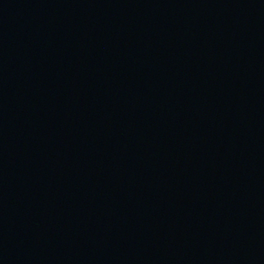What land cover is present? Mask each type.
Instances as JSON below:
<instances>
[{
    "label": "water",
    "instance_id": "95a60500",
    "mask_svg": "<svg viewBox=\"0 0 264 264\" xmlns=\"http://www.w3.org/2000/svg\"><path fill=\"white\" fill-rule=\"evenodd\" d=\"M0 264H264V0H0Z\"/></svg>",
    "mask_w": 264,
    "mask_h": 264
}]
</instances>
